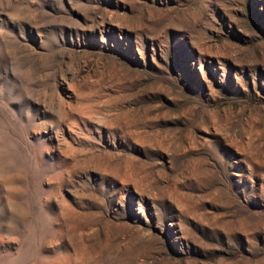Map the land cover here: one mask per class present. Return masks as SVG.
Masks as SVG:
<instances>
[{"label":"rangeland","instance_id":"374dc122","mask_svg":"<svg viewBox=\"0 0 264 264\" xmlns=\"http://www.w3.org/2000/svg\"><path fill=\"white\" fill-rule=\"evenodd\" d=\"M0 264H264V0H0Z\"/></svg>","mask_w":264,"mask_h":264}]
</instances>
